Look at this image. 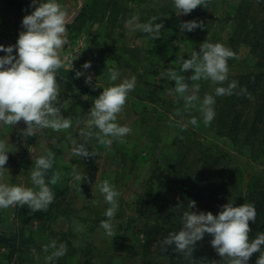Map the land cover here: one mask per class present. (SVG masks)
I'll return each mask as SVG.
<instances>
[{
	"label": "rangeland",
	"instance_id": "rangeland-1",
	"mask_svg": "<svg viewBox=\"0 0 264 264\" xmlns=\"http://www.w3.org/2000/svg\"><path fill=\"white\" fill-rule=\"evenodd\" d=\"M59 2L70 18L66 24L69 43L59 54L66 65L72 63V68L57 70L60 85L57 103L61 114L72 120V126L60 132L41 129L29 137L22 135L23 121L0 129V136L8 134L9 143L15 149L8 153L4 165L8 170L0 174V182L31 186L29 177L35 159L47 151L54 154V162L45 173L46 182L54 172H60L61 176L55 185H50L54 200L46 210L32 212L27 205L0 209V264H46L45 257L52 249L45 252L43 245L51 240L63 242L67 248L52 264H176V258L168 250L157 254L151 245V251L144 252V234L155 221V213L141 214L138 198L150 181L155 191L157 187L163 190L178 159L181 137H186L183 140L186 143H190L188 137L210 146L213 157L228 156V173L242 169L245 183L264 174V160L251 159L248 150L236 152L230 139L216 133L213 121L207 126L202 122L199 105L214 86L211 81H190L191 70L182 73L190 85V93L197 96L193 102L195 107L186 109L184 99L174 91L175 82L160 75L167 68L178 70V58H187L192 48L198 51L204 40L226 45L234 24L232 20L224 23L223 19L235 10L237 0H207L206 7L197 6L195 13L203 27L191 32H181L180 24L187 21L186 15L175 13L172 0ZM30 4L31 0H15L13 4L12 0H0V44H15L19 32L23 31L22 17L36 6ZM203 11L205 14L201 15ZM134 16L140 22L157 16V22H162L159 37L150 40L145 33L130 30L127 21ZM233 52L234 60H228L229 79L259 70L243 39ZM0 55L5 53L0 51ZM85 61H91V68L86 70V74L92 75L88 84L84 76L74 75ZM111 67L120 71L115 82L108 79ZM131 75L136 76V85L117 114V122L130 126L132 132L123 142L113 140L109 147L97 143L93 137L87 146L95 155L86 158L74 155L73 142H82L79 129L90 118L93 99L103 87ZM192 116L197 117L198 126L188 125L183 129L178 126ZM74 171L86 174L87 182L79 185L81 191L73 179ZM153 174L160 178L152 177ZM103 180L119 191L112 237L105 235L100 226L109 206L97 187ZM24 238L30 241L21 245Z\"/></svg>",
	"mask_w": 264,
	"mask_h": 264
},
{
	"label": "clouds",
	"instance_id": "clouds-1",
	"mask_svg": "<svg viewBox=\"0 0 264 264\" xmlns=\"http://www.w3.org/2000/svg\"><path fill=\"white\" fill-rule=\"evenodd\" d=\"M31 5L36 6L22 17L23 31L19 32L15 44H0V51L5 53L0 55V129L11 128L23 121L25 127L21 132L24 137L33 136L41 129L60 132L72 126V120L61 114V107L57 103L60 93L57 70L61 67L72 68V63L70 66L66 65L59 54L69 43L66 24L70 22V18L59 0H31ZM172 5L177 15H187L197 6L206 7L207 0H172ZM157 20V16H152L147 21L140 22L139 17L134 16L127 24L130 30H139L152 40L159 37L162 27V22ZM198 27L203 25L195 19L180 24L181 32H191ZM234 56L230 47L220 42L204 40L198 51L192 48L187 58H178V70L167 68L160 75L175 82L174 91L184 99L186 109L195 107L193 102L197 100V96L190 93V85L182 75L185 70H191L188 77L190 81L203 79L216 85L212 93L203 96L199 105L202 122L207 126L215 117L213 106L216 97L232 95L238 88V82L228 78V60ZM90 68L91 61H85L81 70L75 71V77L84 76V82L91 83L92 75L86 74V70ZM108 72L109 81L115 82L120 77V71L116 67L109 68ZM135 85L136 76L131 75L102 88L92 101L86 126L79 129L82 142H73L74 155L80 158L95 155L87 146L88 140L93 137L97 143L109 147L113 140L123 142L132 132L130 126L117 122V114L122 111ZM245 92L246 89L240 87L236 94ZM198 123L197 117L192 116L178 126L183 129L188 125L198 126ZM13 149L8 134L0 136V174L7 169L4 165L8 160V153L15 150ZM53 162L54 154L50 151L35 159L29 177L31 186L0 182V209L27 205L32 212L46 210L54 200L50 185H55L61 176L60 172H54L46 182L45 173L52 168ZM72 176L81 191L79 185L82 181L87 182L85 172L74 171ZM97 187L109 205L104 212L106 219L100 222V226L105 235L112 237L115 227L113 218L119 207V191L108 180L101 181ZM195 204L194 200L188 201L187 208L180 217L181 226L165 236L162 247H173L176 252L191 258L196 242L209 234L211 246L221 258H227V264H248L251 255L257 252L259 255L255 264H264V232H257L253 239L248 237L249 221H256L253 203L234 206L232 201H228L220 206L215 215L211 211H193ZM179 206L181 205L177 207ZM48 249L52 251L45 257L46 264H52L67 251L66 245L56 240L43 245L45 252Z\"/></svg>",
	"mask_w": 264,
	"mask_h": 264
},
{
	"label": "trees",
	"instance_id": "trees-1",
	"mask_svg": "<svg viewBox=\"0 0 264 264\" xmlns=\"http://www.w3.org/2000/svg\"><path fill=\"white\" fill-rule=\"evenodd\" d=\"M14 2L12 0V4ZM196 10L197 7L186 15L187 21L200 20ZM204 12L200 14L204 15ZM228 20H232L234 26L231 39L225 46L233 50L243 39L256 59L254 66L259 70L229 79L236 80L238 88L232 95L216 97L212 121L216 133L230 139L236 152L248 150L251 159L264 160V0H237L235 10L228 12L223 22ZM240 87L246 92L236 94ZM181 138L178 159L163 190L157 187L155 191L153 181H150L138 198L141 214L155 213V221L150 223L144 234L142 248L149 252L153 245L157 254L168 250L170 256L176 258V264H227V258H221L211 246L209 234L196 242L191 258L176 252L173 247H162V241L169 232L177 231L181 226L180 217L189 200L196 202L193 211L199 208L200 211H211L213 215L228 201H232L234 206L251 202L255 205L256 221H249L248 237L253 239L257 232H264V174L245 183L242 169L228 173V156L213 157L209 152L210 146H203L200 141L188 137L190 143H186L183 141L186 137ZM152 177L160 178L157 174ZM28 240L22 239L21 245ZM258 255V252L253 253L248 264H255Z\"/></svg>",
	"mask_w": 264,
	"mask_h": 264
},
{
	"label": "water",
	"instance_id": "water-1",
	"mask_svg": "<svg viewBox=\"0 0 264 264\" xmlns=\"http://www.w3.org/2000/svg\"><path fill=\"white\" fill-rule=\"evenodd\" d=\"M78 13V10H77V12L75 13V15Z\"/></svg>",
	"mask_w": 264,
	"mask_h": 264
}]
</instances>
